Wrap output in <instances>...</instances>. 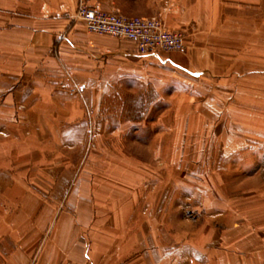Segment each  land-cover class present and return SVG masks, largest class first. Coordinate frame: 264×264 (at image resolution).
Masks as SVG:
<instances>
[{"label": "crops", "instance_id": "crops-1", "mask_svg": "<svg viewBox=\"0 0 264 264\" xmlns=\"http://www.w3.org/2000/svg\"><path fill=\"white\" fill-rule=\"evenodd\" d=\"M82 1L159 18L185 49L90 33ZM260 12L264 0H0V209L3 193L25 203L0 211V264H264V110L234 86L264 63ZM36 193L64 194L66 212L36 217Z\"/></svg>", "mask_w": 264, "mask_h": 264}, {"label": "built area", "instance_id": "built-area-1", "mask_svg": "<svg viewBox=\"0 0 264 264\" xmlns=\"http://www.w3.org/2000/svg\"><path fill=\"white\" fill-rule=\"evenodd\" d=\"M75 19L83 21L90 33L133 42L141 54L180 52L185 49L184 34L169 30L159 18L128 17L91 7L82 1Z\"/></svg>", "mask_w": 264, "mask_h": 264}, {"label": "rangeland", "instance_id": "rangeland-1", "mask_svg": "<svg viewBox=\"0 0 264 264\" xmlns=\"http://www.w3.org/2000/svg\"><path fill=\"white\" fill-rule=\"evenodd\" d=\"M133 17H139V16H133ZM252 23H255V19L254 17ZM257 23L259 25V31H258V44L259 46L257 47L258 50V54L260 55V59L264 57V30L262 29V26L264 24V14H262V12H260L258 19H257ZM246 35H244V37L242 39L236 38V41H244L243 42V46L244 45H248V48H246V46H244L245 48H243V50H240L239 52H243V54H248L250 53L249 50V42H250V37H245ZM246 68V70L244 69ZM243 69H244V75L245 72H248V70L250 69L249 65H243ZM252 78H242V80H238L236 81V83L234 82V86H236V88L242 90L243 92V96L241 98L243 104L246 105H253V106H258L260 109L264 110V63L263 64H259L258 66H254L251 72ZM239 100V99H238ZM149 101V100H148ZM122 107V106H120ZM119 107V108H120ZM119 115H122V112L119 113ZM122 147V146H121ZM126 149V153L127 154H131V155H135V157L139 158L141 157V155L143 154V149H141V151L137 149H132V148H128V146ZM129 149V150H128ZM133 153V154H132ZM77 163V162H76ZM87 162H82V167L86 166ZM64 194H60V193H47V194H43V193H36L35 194V208H34V212H35V216L36 217H47L50 219H53L57 216L60 215L61 212H66V209H62L58 206V202L61 201L62 196ZM2 199H3V203H2V207L0 209V211L2 212V216H10L14 213V215L16 216H22L25 215L23 214L24 211L22 209V206H25L24 204H19V206L17 207L16 205H18L16 202V204H14V207H10L9 204L6 203V201L12 200L15 201L14 196L12 198L10 193H3L2 194ZM10 197V198H9ZM23 199V198H22ZM21 198H19L18 200H22ZM25 201V200H24ZM48 202V203H46ZM48 204H50V207L46 208L48 206ZM22 205V206H21ZM67 211H72L71 209H67ZM97 212V209L94 210ZM97 215V214H95Z\"/></svg>", "mask_w": 264, "mask_h": 264}]
</instances>
